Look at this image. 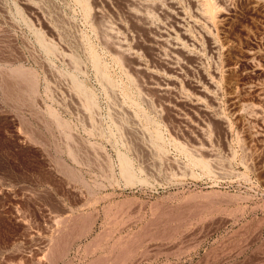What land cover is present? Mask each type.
Instances as JSON below:
<instances>
[{"label":"rangeland","instance_id":"rangeland-1","mask_svg":"<svg viewBox=\"0 0 264 264\" xmlns=\"http://www.w3.org/2000/svg\"><path fill=\"white\" fill-rule=\"evenodd\" d=\"M0 264H264V0H0Z\"/></svg>","mask_w":264,"mask_h":264},{"label":"bare ground","instance_id":"bare-ground-1","mask_svg":"<svg viewBox=\"0 0 264 264\" xmlns=\"http://www.w3.org/2000/svg\"><path fill=\"white\" fill-rule=\"evenodd\" d=\"M204 5H205V4H204ZM204 7H206V6H204ZM206 9H207V7H206ZM207 10H209V9H207ZM207 10H205V11L208 12ZM204 14H205V13H204ZM206 16H207V15H206ZM204 17H205V16H204ZM31 87H32V86H31ZM33 89H35V88H33ZM33 89H32V90H33ZM127 167H128V166H127Z\"/></svg>","mask_w":264,"mask_h":264}]
</instances>
